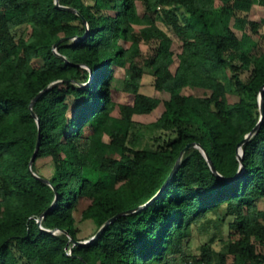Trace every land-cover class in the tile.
I'll return each mask as SVG.
<instances>
[{
  "label": "trees",
  "instance_id": "obj_1",
  "mask_svg": "<svg viewBox=\"0 0 264 264\" xmlns=\"http://www.w3.org/2000/svg\"><path fill=\"white\" fill-rule=\"evenodd\" d=\"M236 1H59L73 13L56 0H0V264H35L31 255L41 264H166L172 256L264 264V118L241 147L244 172L229 181L240 171L239 145L259 123L264 87V32L253 24L256 42L237 36L250 21ZM240 1L264 9V0ZM134 3L155 26L150 33L133 32ZM120 41L154 42V53L139 62ZM116 66H128L123 91L133 96L118 117L105 113ZM145 69L155 90L173 83L168 99L144 92ZM152 111L155 121L134 120ZM39 137L33 170L43 177L35 165L49 158V184L29 169ZM191 143L218 175L192 148L160 193ZM81 199L79 221L94 235L117 218L91 244L73 246ZM44 213L41 226L54 234L38 226ZM195 234L208 238L198 254L190 252Z\"/></svg>",
  "mask_w": 264,
  "mask_h": 264
},
{
  "label": "rangeland",
  "instance_id": "obj_2",
  "mask_svg": "<svg viewBox=\"0 0 264 264\" xmlns=\"http://www.w3.org/2000/svg\"><path fill=\"white\" fill-rule=\"evenodd\" d=\"M235 7L238 8L243 15H246L248 20L250 21V23L247 24L246 26V32L244 33L240 31L236 32L237 36L246 42H256L258 40L259 34H255V29L252 25L257 24L258 26H260L258 31L264 32V9L257 5L244 3L240 0H237L235 2ZM134 13H135V20L132 23L133 32L150 33L155 28V26L150 21L143 18L144 11L140 3H134ZM158 28L166 36L173 39L172 50L178 52L180 50V45L178 43L177 37L172 33V31L168 27L162 24L159 25ZM120 44L129 52H137L139 55L138 57L139 62H142L144 59L150 58L153 55L155 49L154 42L151 44H146L143 42H141L140 44H133L131 42L120 41ZM174 69L175 66L171 68L172 72L174 71ZM113 70H114V80L111 83L110 101L107 105V109L105 113L114 117H118L120 105L131 104L133 101V96L123 91V82L128 79V75L130 71L128 66H124V67L116 66L114 67ZM145 72L147 74L143 78L144 92L162 100L168 99L169 91L173 87V83L171 82L165 83L161 91L155 90L151 85V77L148 75L149 72L148 69H145ZM186 93L191 94L193 92L191 90H187ZM158 114H159L158 111H152L148 115L134 116V120L143 124H147L155 121L158 117ZM70 115H71V111L65 114V116L68 117ZM105 140H107L106 137ZM99 158L100 155L96 153L92 159V162L98 160ZM35 167L43 177L48 178L51 176L52 166L49 158H42L37 160ZM87 177L91 180H95L96 179L95 171H93L92 169H88ZM87 204H88L87 200L81 199L74 212V216L77 221L76 225L78 229V237L79 239H81V241H91L95 236L94 235L95 227L93 226V224H91L90 222L79 221L80 214L82 210L87 206ZM225 231L224 233H226ZM207 239H208L207 236L195 234L190 252L192 254H198L200 245L202 244V242H204ZM28 260H30L35 264H41V260L37 255L29 256ZM183 263L184 262L180 257L172 256L169 258L166 264H183Z\"/></svg>",
  "mask_w": 264,
  "mask_h": 264
},
{
  "label": "water",
  "instance_id": "obj_3",
  "mask_svg": "<svg viewBox=\"0 0 264 264\" xmlns=\"http://www.w3.org/2000/svg\"><path fill=\"white\" fill-rule=\"evenodd\" d=\"M59 1H60V0H56V6H57L58 8H61V9L65 10V11H68V12H73V13L76 12V11L73 10L72 8H68V7H63V6H61V5L59 4ZM62 40H64V39H62ZM62 40H61V41H62ZM56 46H57V45H55V47H56ZM91 79H92V76H91ZM53 85H54V84H52L51 86H53ZM51 86L45 88L41 93H39V95L36 97V99H37L41 94L45 93V92H46ZM263 92H264V87L261 88V90H260V94H259V107H260V120H259V123H258V125H257V126H256V127H255V128H254V129H253V130H252L247 136H246V138H245V139L242 141V143L239 145L238 158H239V163H240V171L237 173V175H236L233 179H231V180H229V181H235V180H237L238 178H240V176H241L242 173L244 172V168H243V160H242L243 153H242L241 147H242V146H243V145H244V144H245V143H246V142H247V141H248V140L254 135V133L258 130V128H259V126H260V124H261V122H262V120H263V118H264ZM36 99H34V101L32 102V105H31V111H32V113H33V116L36 118V120H37V122H38V118H37L36 114H35L34 111H33V105H34V102L36 101ZM39 144H40V137L38 138L35 152H34V154L32 155V157H31V159H30V162H29V169H30V171L32 172V174H33V175H34L39 181H41V182H43V183H46V184H49V181H48V180H46V179L43 178V177L38 176V175L34 172V170H33V164H34L35 159H36V153L38 152ZM192 148H196V149H198V150L202 153V155H203V156L205 157V159L207 160V162H208V164H209L211 170H212L215 174L218 175V173L216 172V170H215V168H214V166H213L211 160L209 159V157H208V155L206 154V152L204 151V149H203L200 145H198V144L191 143V144H188V145L185 147V149L181 152L180 157L178 158V160H177L175 166L173 167V169H172L170 175L168 176V178H167V180H166V182H165V184H164L162 190L160 191V193L164 190V188L170 183V181H171V180L174 178V176L176 175V173H177V171H178V168H179V165H180V160H181V157H182L183 153H184L185 151H187V150L192 149ZM160 193H159V194H160ZM157 196H158V195H157ZM149 203H150V202H149ZM149 203H147V204L144 205V206L139 207L137 210L142 209V208L148 206ZM130 212H132V211H130ZM46 213H47V212H46ZM46 213H44V214H42V215L40 216L39 220L37 221L38 226L41 228V230L46 231V232H48V233H52V234H54L57 230H56V231H51V230H48V229H44V228L41 226V221L44 219ZM119 216H120V215H119ZM115 218H117V217H115ZM115 218H114V219H115ZM114 219H112V220H114ZM112 220L108 221V222H107V223H106L101 229H99V231L96 233V235L94 236V238H93L91 241H75V240H73L72 238H69V241L72 243L73 246H85V245H89V244H91V243H92V242H93L98 236H100V234L105 230V228L110 224V222H111ZM63 233L66 234V232H63Z\"/></svg>",
  "mask_w": 264,
  "mask_h": 264
},
{
  "label": "built area",
  "instance_id": "obj_4",
  "mask_svg": "<svg viewBox=\"0 0 264 264\" xmlns=\"http://www.w3.org/2000/svg\"><path fill=\"white\" fill-rule=\"evenodd\" d=\"M183 264H196V263H194V262H192V261H188V262H185V263H183Z\"/></svg>",
  "mask_w": 264,
  "mask_h": 264
}]
</instances>
